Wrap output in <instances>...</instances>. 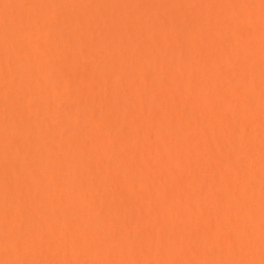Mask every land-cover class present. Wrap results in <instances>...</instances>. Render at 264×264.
Instances as JSON below:
<instances>
[{
	"label": "bare ground",
	"instance_id": "1",
	"mask_svg": "<svg viewBox=\"0 0 264 264\" xmlns=\"http://www.w3.org/2000/svg\"><path fill=\"white\" fill-rule=\"evenodd\" d=\"M0 264H264V0H0Z\"/></svg>",
	"mask_w": 264,
	"mask_h": 264
}]
</instances>
